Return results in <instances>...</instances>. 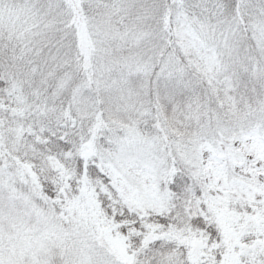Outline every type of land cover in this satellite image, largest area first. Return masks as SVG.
Instances as JSON below:
<instances>
[{"label": "snow or ice", "instance_id": "snow-or-ice-1", "mask_svg": "<svg viewBox=\"0 0 264 264\" xmlns=\"http://www.w3.org/2000/svg\"><path fill=\"white\" fill-rule=\"evenodd\" d=\"M0 264H264V0H0Z\"/></svg>", "mask_w": 264, "mask_h": 264}]
</instances>
